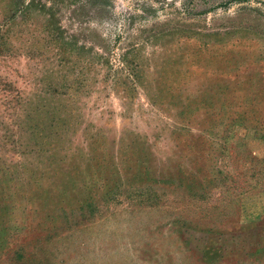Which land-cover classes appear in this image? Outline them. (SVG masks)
<instances>
[{
	"label": "rangeland",
	"instance_id": "obj_1",
	"mask_svg": "<svg viewBox=\"0 0 264 264\" xmlns=\"http://www.w3.org/2000/svg\"><path fill=\"white\" fill-rule=\"evenodd\" d=\"M23 241L264 264V0H0V264Z\"/></svg>",
	"mask_w": 264,
	"mask_h": 264
},
{
	"label": "trees",
	"instance_id": "obj_2",
	"mask_svg": "<svg viewBox=\"0 0 264 264\" xmlns=\"http://www.w3.org/2000/svg\"><path fill=\"white\" fill-rule=\"evenodd\" d=\"M2 216V213H1ZM47 217V216H46ZM4 244L6 243V238L3 239ZM24 242V241H23ZM12 247H5L6 251H4L2 254V257H7V262L9 264H32L31 255L33 253L32 247L30 248L25 242L24 243H15L14 245H11ZM32 249V250H31ZM29 250L32 254H28ZM35 254H37L35 252ZM35 259V258H34ZM34 262V261H33ZM33 264H50V263H43L41 260L35 259V263Z\"/></svg>",
	"mask_w": 264,
	"mask_h": 264
}]
</instances>
